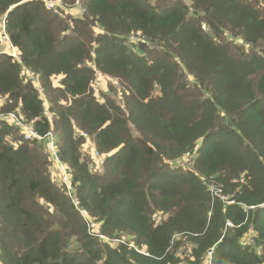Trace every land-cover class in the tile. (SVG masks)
I'll return each mask as SVG.
<instances>
[{
	"label": "trees",
	"instance_id": "obj_1",
	"mask_svg": "<svg viewBox=\"0 0 264 264\" xmlns=\"http://www.w3.org/2000/svg\"><path fill=\"white\" fill-rule=\"evenodd\" d=\"M61 1L0 0V264H264V0Z\"/></svg>",
	"mask_w": 264,
	"mask_h": 264
},
{
	"label": "rangeland",
	"instance_id": "obj_2",
	"mask_svg": "<svg viewBox=\"0 0 264 264\" xmlns=\"http://www.w3.org/2000/svg\"><path fill=\"white\" fill-rule=\"evenodd\" d=\"M44 1H45L46 5H48L50 7L52 6L51 10L55 14H58L60 16H72V17L75 18V17H78V16L81 15V9L79 8V5L73 6L70 3L65 4L61 0H58V1H56V0H44ZM153 2H154V0H153ZM4 22H5L4 21V16L0 17V50L7 51L10 48V45H9L8 40L6 39V36L4 35L5 34L4 33V29H3ZM110 82L111 81L108 78H106L105 76H98V78L96 80L97 88L99 90H101V92H103L105 94L109 93V96H113L116 99H119V96H114V94H112L110 92V90H109ZM114 83H116V82L112 83L115 86ZM37 85H38V83H37ZM89 142H90V139L87 140V144L88 145H89ZM101 172H103V171H101ZM63 181H65L64 178H63ZM217 190H219L217 186H212L211 194H212L213 198L218 196V195H216V191ZM229 224H232V223L230 221H228L227 225L230 226ZM95 228H96V231H97L98 228L97 227H95Z\"/></svg>",
	"mask_w": 264,
	"mask_h": 264
},
{
	"label": "built area",
	"instance_id": "obj_3",
	"mask_svg": "<svg viewBox=\"0 0 264 264\" xmlns=\"http://www.w3.org/2000/svg\"><path fill=\"white\" fill-rule=\"evenodd\" d=\"M47 7L49 8V9H52L50 6H48L47 5ZM4 21H5V17H4ZM3 29H4V35L5 36H7L6 35V29H5V22H4V27H3ZM9 42V41H8ZM9 45H10V48L6 51V53L7 54H9V55H11V56H14V57H16L17 56V52H16V50H15V48L10 44V42H9ZM92 87H93V91L95 92V93H97L98 92V88H97V83H96V81L94 82V83H92ZM7 119H8V117H6ZM9 118H11V119H13L17 124H18V126H20L21 127V131H22V133L24 134V139L25 140H30V139H33V138H35V137H39V135L32 129V128H30L29 126H27L24 122H23V120L21 119V118H18L16 115H14V114H10V116H9ZM85 137H88V135L87 134H83ZM39 138H41V137H39ZM50 145H49V148L54 152V148H55V136L53 135V134H50ZM95 158L97 159V158H100V154L99 153H96V155H95ZM64 180H67V173H65V175H64ZM221 190H217L216 191V195H218V197H220L222 200H224V201H226V197H224V196H222L221 195ZM230 203H235L234 201H230ZM261 207H264V205H262ZM230 226H232V224H229Z\"/></svg>",
	"mask_w": 264,
	"mask_h": 264
}]
</instances>
